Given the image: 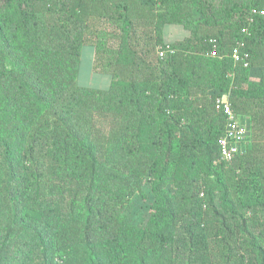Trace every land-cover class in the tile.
Listing matches in <instances>:
<instances>
[{
  "label": "trees",
  "instance_id": "trees-1",
  "mask_svg": "<svg viewBox=\"0 0 264 264\" xmlns=\"http://www.w3.org/2000/svg\"><path fill=\"white\" fill-rule=\"evenodd\" d=\"M262 11L0 0V264H264ZM174 26L188 35L167 40ZM86 46L105 89L77 82ZM227 92L249 129L232 163L214 106Z\"/></svg>",
  "mask_w": 264,
  "mask_h": 264
},
{
  "label": "built area",
  "instance_id": "built-area-1",
  "mask_svg": "<svg viewBox=\"0 0 264 264\" xmlns=\"http://www.w3.org/2000/svg\"><path fill=\"white\" fill-rule=\"evenodd\" d=\"M253 10V13H257ZM264 14V11L261 12ZM242 44H238L232 52V59L235 63L244 62V66L248 67V62L241 53ZM160 56H164L159 51ZM231 92L217 95L214 101L215 110L222 113L226 117V130L219 140V162L232 163L236 156L246 151L249 143V129L242 117L238 116L232 108L230 102Z\"/></svg>",
  "mask_w": 264,
  "mask_h": 264
},
{
  "label": "rangeland",
  "instance_id": "rangeland-1",
  "mask_svg": "<svg viewBox=\"0 0 264 264\" xmlns=\"http://www.w3.org/2000/svg\"><path fill=\"white\" fill-rule=\"evenodd\" d=\"M188 35L187 30L181 26L168 27L166 29L165 38L167 40L180 39ZM95 53L94 48L86 46L82 50L79 74L77 78L78 84L82 86L94 87V88H107L109 86L111 77L108 74H101L93 71V61ZM144 211L133 204L129 206L126 214L130 221L135 224H140L144 220Z\"/></svg>",
  "mask_w": 264,
  "mask_h": 264
}]
</instances>
